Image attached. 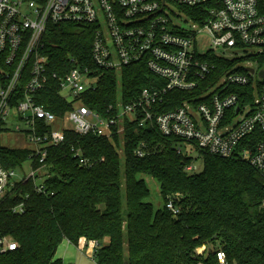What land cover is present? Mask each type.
<instances>
[{"label": "built area", "instance_id": "built-area-1", "mask_svg": "<svg viewBox=\"0 0 264 264\" xmlns=\"http://www.w3.org/2000/svg\"><path fill=\"white\" fill-rule=\"evenodd\" d=\"M50 23L95 24L93 66L83 67L70 57L48 72L45 34ZM232 61L213 83L217 69L211 56ZM70 63L72 66L67 67ZM143 63L162 81L145 87L126 101L122 91V70ZM101 70L113 71L118 80L117 97L104 111L92 108L88 93L98 90ZM264 5L260 0H0V132L14 118L17 130L29 141L30 171L19 175L17 167L0 162V205L11 187L32 179L38 193L46 194L45 160L48 148L63 143L67 131L93 133L115 143L123 142L127 123L156 127L162 136L180 145L194 146L223 158H240L264 177ZM28 74V76H27ZM27 76V78H26ZM25 80L22 97L13 102ZM56 81L69 109L58 116L35 101L34 94ZM172 90L192 93L176 108L163 111L165 97ZM237 108H239L237 110ZM13 119V120H14ZM54 120L71 125L51 126ZM24 127V128H22ZM119 153L123 148L117 147ZM81 165L90 164L81 149L73 148ZM135 153H147L140 142ZM189 157V156H188ZM38 160L42 165L35 167ZM193 161L185 170L194 172ZM45 174L42 175V171ZM174 215L180 206L166 203ZM24 203L14 208L24 212ZM94 257L96 240L79 244ZM18 247L11 237H0V253ZM220 264L225 252L218 251Z\"/></svg>", "mask_w": 264, "mask_h": 264}, {"label": "trees", "instance_id": "trees-1", "mask_svg": "<svg viewBox=\"0 0 264 264\" xmlns=\"http://www.w3.org/2000/svg\"><path fill=\"white\" fill-rule=\"evenodd\" d=\"M260 2L264 5V0ZM95 29L89 23H50L44 50L48 72H58L59 64L70 57L91 68ZM211 57L217 69L209 84L233 64ZM100 74L98 90L88 93L86 102L104 111L117 97L118 80L113 71ZM121 74L126 101L162 81L143 63L125 67ZM25 80L14 103L23 95ZM191 96L170 91L163 111ZM34 98L58 116L69 109L56 81ZM175 141L156 127H139L137 122L126 124L123 142L115 135L116 144L93 133L67 131L63 143L48 148L44 162L48 192L38 193L29 179L11 187L1 203L0 237H11L18 247L0 253V264H63L57 257L60 244L68 240L78 245L83 238L99 242L94 255L98 264H220L221 250L227 264H264V177L240 158L207 151L200 153L203 169L189 173L185 167L193 159L180 154ZM140 142L147 150L142 157L135 153ZM121 146L123 162L117 149ZM73 148L81 149L90 164L81 165ZM29 154L28 148L0 144V162L6 167L21 166ZM34 165L42 164L36 160ZM142 174L160 184L164 205L158 210L148 201L151 191ZM169 199L180 206L177 215L166 206ZM21 203L24 212L14 211Z\"/></svg>", "mask_w": 264, "mask_h": 264}, {"label": "rangeland", "instance_id": "rangeland-1", "mask_svg": "<svg viewBox=\"0 0 264 264\" xmlns=\"http://www.w3.org/2000/svg\"><path fill=\"white\" fill-rule=\"evenodd\" d=\"M13 119L14 118H10L5 123L7 128L0 132V144L2 146L11 148H25L29 146L28 137L16 128L17 123L21 124L22 126H24V123L17 122L16 119ZM70 125V122L64 120H54L51 123V126L55 129H63ZM180 147L182 148L183 153L191 157L193 159V164L197 166V169L194 172H200L203 169V158L198 150L194 146H188L187 144H182ZM120 155L122 157L123 153H120ZM30 169V162L27 161L24 163L23 168H19L17 172L21 176L23 175L24 170L29 172ZM41 174L44 175L45 170H43ZM141 177L145 179L151 191L148 201L153 204L155 210H158L164 205V201L160 195L159 182L146 174H142ZM123 206L125 207V202H123ZM104 243H106V241ZM57 257L62 258L63 264H98L94 257H91L87 254L86 248L82 250L80 245H75L69 242H63L60 244Z\"/></svg>", "mask_w": 264, "mask_h": 264}, {"label": "crops", "instance_id": "crops-1", "mask_svg": "<svg viewBox=\"0 0 264 264\" xmlns=\"http://www.w3.org/2000/svg\"><path fill=\"white\" fill-rule=\"evenodd\" d=\"M63 242H69V243H71V242H70V241H68V240H64ZM63 242H62V243H63ZM59 258H61V257H59Z\"/></svg>", "mask_w": 264, "mask_h": 264}, {"label": "water", "instance_id": "water-1", "mask_svg": "<svg viewBox=\"0 0 264 264\" xmlns=\"http://www.w3.org/2000/svg\"><path fill=\"white\" fill-rule=\"evenodd\" d=\"M263 74H264V73L262 72L261 75H263ZM238 109H239V108H237V110H238Z\"/></svg>", "mask_w": 264, "mask_h": 264}]
</instances>
